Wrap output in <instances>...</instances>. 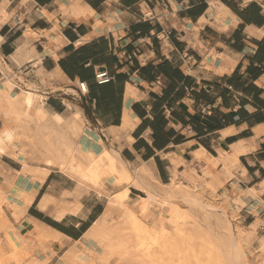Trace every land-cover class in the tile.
Returning a JSON list of instances; mask_svg holds the SVG:
<instances>
[{"label": "crops", "instance_id": "obj_1", "mask_svg": "<svg viewBox=\"0 0 264 264\" xmlns=\"http://www.w3.org/2000/svg\"><path fill=\"white\" fill-rule=\"evenodd\" d=\"M103 72L110 81L100 85ZM48 73L65 79L45 85ZM6 80L46 95L50 111L66 114L75 101L88 133L131 174L123 188L105 180V196L81 191L75 203L74 181L52 169L40 182L39 166L1 148L0 256L17 257L11 264H145L136 254L105 261L109 248L138 244H124L126 226L111 231L122 214H106V194L129 186L139 216L144 185H200L206 168L220 195L234 192L224 163L210 158H228L248 225L264 226V0H0L1 87Z\"/></svg>", "mask_w": 264, "mask_h": 264}, {"label": "bare ground", "instance_id": "obj_2", "mask_svg": "<svg viewBox=\"0 0 264 264\" xmlns=\"http://www.w3.org/2000/svg\"><path fill=\"white\" fill-rule=\"evenodd\" d=\"M20 65H22V63ZM63 79L65 78L61 74L53 75L48 73L45 74L41 80L45 85H49L51 82ZM11 80H6L4 84H2V87L0 86V100L6 107H12L19 100H23V102L27 101L28 116L35 125V131L31 139L33 143L38 146V148L43 150L45 155L42 161L43 164L41 167H38L41 170L39 171L38 178L36 179H38L40 182H43L50 174L52 169H57L68 179L74 181L76 184V190L80 192L93 190L95 193H97V195L102 196L104 195L105 191V180L107 185L109 183L112 185V187H120L122 183L119 175H131L125 169H122L121 173L119 170L109 165V155L115 157L117 153L113 151V149L110 150L102 138L99 136L94 138L87 132L85 123H83V118L79 110L73 111L72 109H68L66 114L57 113L52 110L50 111L46 106V102L48 100L46 95L37 92V90H24L23 88H20L16 82ZM127 121L128 120L126 118L124 127H127ZM224 159L210 158L211 161H214L215 165H219L218 163L222 162L224 163L225 174L229 177V179L234 180V185L239 191V193L232 195L233 198L229 202V212L220 207L216 208L205 203H200L196 198L192 197V191V193L195 192L196 194H201L206 188H210L214 191L219 188L220 185L217 182L218 180L215 178L214 173L206 170L207 168L205 170L202 168L203 176L200 185L195 183L186 184L184 181H182V179L177 180L175 178L168 185L161 186L159 188L168 190L175 186L176 189L173 191V195L181 197V200L189 206L202 205L203 208L207 210H217V212L222 213L224 217L223 221L226 223L229 234V248L231 250V254L233 255L232 261L238 264H248L249 259L247 260V255L256 251L258 254L257 261H259V264H264V237L260 236L258 233L256 223L246 226L237 218L238 210L242 208L243 205H245L244 194L246 191L240 187L241 185H239L238 182L240 180L237 179L234 169H232L226 161L228 158L226 160ZM24 165L26 166V164ZM193 182H195V180ZM40 186L42 185L39 184L38 187ZM144 188L149 193L158 195V193L151 187L144 185ZM252 192L253 193L251 194L253 196L254 193H257L254 190ZM123 194H130V188L126 187L123 189V191L115 193L114 195L108 193L106 194L109 200L106 214L118 210L125 218L131 220L139 231L145 229L148 224L146 225L143 222L136 220V218L133 219L135 212L131 207L125 204V196ZM162 198L164 200H168L167 202L161 203V205L164 206V209L168 206L176 207L175 201L170 200V198ZM152 200L153 198L149 196H139L138 201L141 203L144 201L150 202ZM164 209L163 211H159V214L160 217L166 221L167 212H165ZM120 225L122 224L117 223L116 225H113V230L111 231L116 233L118 229H121L119 228ZM157 225L158 223L155 224V226ZM104 227L105 224L104 220L102 219L95 223L93 230L97 232ZM123 228L126 230L125 227ZM122 232L123 231L120 233ZM119 235L120 234H118V236ZM122 240L127 246H132L131 242L134 241L131 235L122 237ZM122 240L121 243H123ZM256 243L258 244V247H256Z\"/></svg>", "mask_w": 264, "mask_h": 264}, {"label": "rangeland", "instance_id": "obj_3", "mask_svg": "<svg viewBox=\"0 0 264 264\" xmlns=\"http://www.w3.org/2000/svg\"><path fill=\"white\" fill-rule=\"evenodd\" d=\"M52 91L56 92L57 89L51 87ZM70 104H67L68 109H73V111L78 110L72 106V104H75V101L71 100ZM80 114L82 115L81 111ZM0 118L2 121L0 149L13 148V153L17 157L21 155L25 159V163L30 162L37 166L42 165L45 155L43 150L38 148L31 139L35 131V125L28 116L27 101L23 102V100H19L12 107H6L0 100ZM82 118L84 123L83 115ZM86 130L89 132L88 127H86ZM109 156V165L117 169L116 160L113 156ZM28 171L34 173L33 169H28ZM119 176L122 183L120 187L123 188V184L130 181V176L128 174H121ZM217 182L220 185L219 188H221V183ZM233 186L234 192L229 191L228 193L223 191L222 195L219 193V188L215 191L206 188L203 192L201 191V194L192 193L193 191L191 194L200 203H205L216 208L220 207L229 212V202L233 198L232 195L239 193L234 184ZM138 188L141 189L140 187ZM159 189L160 192L157 191L158 195L141 189L147 196L153 198L150 202L144 201L139 203V216L135 213L133 217V219L136 218V220L146 225L148 224L147 221L152 218V222L145 229L139 231L131 220L121 215L119 223L128 227L129 231H131L132 234L129 235L136 238L138 242L137 248L133 251L126 248H109L105 251V261L116 259L121 261L129 259L132 254H136L138 260L144 261L145 264H238L232 261L233 255L229 248V234L226 223L223 221L224 217L222 213L217 212V210H207L202 205L189 206L181 200V197L173 195V191L176 189L175 186L168 190ZM244 195L246 196V194ZM67 196L75 200V203H78L82 193L76 190L75 193L67 194ZM124 196L127 198L129 194ZM162 197L175 201L176 207L168 206L164 209L161 203L168 200H164ZM154 203L158 204L160 211L164 209L167 212L166 221L160 217L159 212L149 211L150 204ZM125 204L131 207L126 200ZM78 207L79 205H77ZM77 208L75 206L74 211ZM131 208L133 209V207ZM237 214V218L246 226H249L250 221L246 219L241 209L238 210ZM117 223L115 222L111 225L113 226ZM156 223H158L157 226H155ZM257 230L260 236L264 237V226H257ZM105 242L110 241L106 239ZM256 247H258V244ZM257 256L256 251L247 255V260L249 259L248 264H259ZM16 261H18V258L14 257V255L0 256V264H11ZM80 264L85 263L81 262Z\"/></svg>", "mask_w": 264, "mask_h": 264}, {"label": "built area", "instance_id": "obj_4", "mask_svg": "<svg viewBox=\"0 0 264 264\" xmlns=\"http://www.w3.org/2000/svg\"><path fill=\"white\" fill-rule=\"evenodd\" d=\"M96 79L100 85L108 83L110 81V78L108 77L107 73H105V72L97 74ZM78 89L82 95L88 94V88H87L85 83L79 84Z\"/></svg>", "mask_w": 264, "mask_h": 264}]
</instances>
